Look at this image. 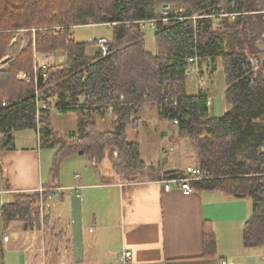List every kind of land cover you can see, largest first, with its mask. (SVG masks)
I'll list each match as a JSON object with an SVG mask.
<instances>
[{"label":"trees","instance_id":"trees-1","mask_svg":"<svg viewBox=\"0 0 264 264\" xmlns=\"http://www.w3.org/2000/svg\"><path fill=\"white\" fill-rule=\"evenodd\" d=\"M152 20H158L153 30L157 55L148 51L140 26ZM90 23L110 26L112 41L76 42L74 29ZM263 30L264 0H0V60L20 33L34 36L0 71V139L13 149L15 133L36 130L42 147L58 146L50 168L52 185L42 194H10L0 211L3 232L13 226L24 232L48 227L42 198L53 196L49 189L59 186L61 166L74 155L88 157L96 167L107 160L126 184L145 182L148 176L147 181L185 179L181 170L160 174L142 160L139 139L129 141L128 127L145 106L153 105L176 128L172 140L195 150L196 167L208 176L193 182L192 189L249 198L253 213L245 241L264 245ZM90 46L101 50L90 57ZM58 51L66 53L63 64L45 73L37 69L35 54ZM193 56L206 61L210 73L221 65L230 106L221 117H210L207 93L187 90ZM109 105L116 129L102 132L88 111L105 114ZM49 107L79 116L69 141L53 130L45 112ZM4 168L0 151V181L10 191ZM5 249L0 236V264H5ZM215 250V237L207 228L205 257L213 258Z\"/></svg>","mask_w":264,"mask_h":264},{"label":"crops","instance_id":"crops-1","mask_svg":"<svg viewBox=\"0 0 264 264\" xmlns=\"http://www.w3.org/2000/svg\"><path fill=\"white\" fill-rule=\"evenodd\" d=\"M65 61L66 54L60 52L50 57L49 65L54 67ZM220 69L221 65L217 64L216 70L203 82H187L189 94L209 95L213 118L230 111L224 98L225 78L217 74ZM45 112L51 124L52 115H75V112L62 114L53 107ZM88 113L94 115L92 121L98 127L109 122L110 129H114L103 132L115 131L116 116L111 111ZM108 114L113 118H107ZM157 122L156 134L167 139L171 146L169 152L165 150L162 157L151 158L149 164L160 174L174 170L185 172L187 167H195L196 153H190L193 149L186 142L172 140L173 131L167 133L160 126L162 122ZM168 126L173 130L172 123ZM21 132L13 135V149L5 147V138L0 139L1 160L10 187L7 191L4 179L0 181V211L11 199L10 194H42L47 191L46 186L52 185L50 168L58 146L50 150L47 147L50 153L44 154L41 136L36 130L26 129L29 135L21 137L25 146L20 147L17 143ZM171 152L178 158L172 159ZM186 155L195 163L180 169L178 166L183 164L182 157ZM162 158L169 161L163 164ZM115 177L114 169L105 163L96 167L82 155L67 158L61 166L59 186L49 189L53 196L43 197L42 207L43 204L49 207V225L45 230L24 232L13 226L4 233L0 216V236L9 238L5 242V264H264V245L249 246L245 241L246 223L253 213L249 198H233L218 189L184 195L173 184L166 192L164 179L126 184ZM207 228L216 241L213 258L205 257ZM126 252L132 256L123 263L121 256Z\"/></svg>","mask_w":264,"mask_h":264},{"label":"rangeland","instance_id":"rangeland-1","mask_svg":"<svg viewBox=\"0 0 264 264\" xmlns=\"http://www.w3.org/2000/svg\"><path fill=\"white\" fill-rule=\"evenodd\" d=\"M26 31H24L23 33H20L19 36H16L10 46H9V51L7 54V57L4 58L3 60H0V62H4L3 66H0L1 70H6L8 68L7 65V61H10V59L16 58L23 50H25L30 42L31 37L33 36H29L28 34L25 33ZM35 33V31H33ZM146 36V41H147V49L151 54L157 55V45L155 42V34L154 31L148 33L145 35ZM74 38L76 40V42L78 43H90L93 40H97L98 42H111L113 39V32L110 26H99V25H90L89 26H83V27H78L76 29H74ZM32 40H34V36L32 37ZM100 48L99 46H90V48L88 49V54L91 56H95L96 53L100 52ZM63 52V51H58ZM58 52H52V53H48L51 56L53 55H59ZM57 53V54H56ZM65 53V52H64ZM43 54H47V53H43ZM43 54H35V59L36 58H41V56ZM66 54V53H65ZM61 65V64H60ZM220 75V77H222L223 73H222V69H220L218 71V73ZM224 76V75H223ZM21 80L26 79V77L22 74H20V76L18 77ZM223 78V77H222ZM28 79V78H27ZM209 79V78H208ZM191 80V79H190ZM196 79L194 78V80L191 81H195ZM27 81V80H26ZM197 81V80H196ZM225 87V86H224ZM158 108H156L153 105H147L145 107V109L141 112V114L139 115V119L135 118V121H139L132 123L129 127H128V138L129 141H135L137 137H139V141L141 144V158L142 160L147 163L149 165V163L151 162L150 159L151 158H159L162 157V153H165V150L168 151V148H170V143L167 139L161 138L159 135L156 134L155 132V128L157 129V127L159 126V123L157 122V120L162 122L161 128H163L165 131L167 130V133L171 134L172 131L175 134V130L176 128H174L173 126V130L172 127L168 126V123L166 121H162L160 119H162L159 115V112L157 110ZM88 115V114H87ZM94 115L90 116L89 118L91 120H93ZM107 118H113L110 114L106 115ZM98 120V119H97ZM164 120V119H163ZM52 128L53 130L57 133V135L59 134L63 140L65 141H69L70 137L68 136V134L70 132H72L73 130H75L77 128V116L76 113L75 115H67V116H57V115H52ZM109 122H104V123H100L99 124V129L103 132V131H107V130H111L113 131L114 129H110L111 124H108ZM170 124V123H169ZM139 125V128L137 129L136 126ZM136 130V131H135ZM31 135L36 136V134L34 133V131H30ZM174 134L172 135V138L174 136ZM29 135L28 132H21L18 135V143L17 145L22 147L25 146L23 144H25L23 141H21V137ZM176 142H178L176 140ZM178 143H182V142H178ZM50 150V148H48ZM47 148H45L43 150V153H50L49 150ZM169 152V151H168ZM174 152H171V156L172 159L173 157L176 159L178 158V156L176 154H173ZM190 153H196L195 150L190 151ZM56 154V152L54 153ZM53 154V155H54ZM162 162L163 164L166 163L167 161H169V159L167 158H162ZM105 164H107V166L109 168H112V165L110 163H108L107 160L104 161ZM182 163L180 164L178 167L183 168L186 164L188 163H195V161L193 160L192 157L189 156H183L182 157ZM113 169V168H112ZM46 170V166H44V171ZM116 177L115 178H120V176H118L115 172ZM145 179L142 181H147L148 178H152V176H148V177H144ZM44 198H42L43 201ZM41 201V202H42ZM210 230V229H209Z\"/></svg>","mask_w":264,"mask_h":264},{"label":"built area","instance_id":"built-area-1","mask_svg":"<svg viewBox=\"0 0 264 264\" xmlns=\"http://www.w3.org/2000/svg\"><path fill=\"white\" fill-rule=\"evenodd\" d=\"M168 13L163 12L162 13V17L166 18ZM158 20H152V21H143L140 22V26L142 29V32L144 33V35L152 32L154 30L156 22ZM90 25H93L92 23H90L88 26L90 27ZM261 43L264 44V30L262 32L261 35ZM146 39V36H145ZM51 55L50 54H43L41 56V58H36V65H37V69H41L42 72H46L48 70V68H50L49 65V59H50ZM189 63V70H188V78H187V82H190L191 80H193L194 78L198 81V82H203L205 80H207L209 78V74H210V66H208V63L206 61H201L199 59L198 56H193L188 60ZM262 63H264V56L262 58ZM4 62H0V66H3ZM264 66V64H263ZM1 69V67H0ZM43 77L46 78L47 75L43 74ZM191 79V80H190ZM7 103L3 104V107L6 106ZM108 110L112 111L113 110V105H109L108 106ZM38 130L40 129V126L38 125ZM185 179H177V180H170L167 181L165 184V191L168 192L171 190L172 188V184L175 185L176 188H178L179 190L182 191V193L184 195H190L193 193V189H192V184L193 182H201L204 179H207L208 176L206 175V173L198 168V167H187L185 170ZM43 202V201H42ZM42 212L45 214L49 213V207H47L46 205L43 204L42 207ZM9 238L7 236H4V241L8 242ZM131 253L130 252H126L124 254H122L121 256V261L123 263H127L130 259H131ZM222 264H226V262H223Z\"/></svg>","mask_w":264,"mask_h":264},{"label":"water","instance_id":"water-1","mask_svg":"<svg viewBox=\"0 0 264 264\" xmlns=\"http://www.w3.org/2000/svg\"><path fill=\"white\" fill-rule=\"evenodd\" d=\"M166 8H168V6Z\"/></svg>","mask_w":264,"mask_h":264}]
</instances>
